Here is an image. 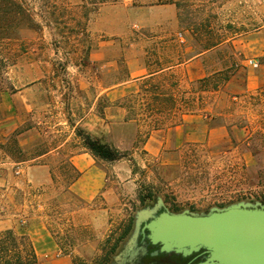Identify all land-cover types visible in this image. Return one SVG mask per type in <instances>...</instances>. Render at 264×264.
Returning <instances> with one entry per match:
<instances>
[{"label": "rangeland", "instance_id": "1", "mask_svg": "<svg viewBox=\"0 0 264 264\" xmlns=\"http://www.w3.org/2000/svg\"><path fill=\"white\" fill-rule=\"evenodd\" d=\"M99 1L29 0L44 18L42 32L0 31V233H13L14 241L3 238L12 257L17 249L29 258L34 239L45 248L48 234L56 248L41 262L122 264L138 213L158 200L194 214L264 205V86L246 88L264 63L248 41L264 28V0H104L101 7ZM200 54L193 77L203 73L205 85L190 80L184 65ZM142 65L149 71L180 65L151 84L187 105L201 96L200 110L185 109L176 126L166 122L154 131L137 117L127 120L118 101L138 90ZM217 82L223 85L213 92ZM68 114L126 157L93 158L74 139ZM58 138L62 152L40 158ZM71 153L99 173L90 199L76 186L67 189ZM92 178L85 174V181Z\"/></svg>", "mask_w": 264, "mask_h": 264}, {"label": "water", "instance_id": "2", "mask_svg": "<svg viewBox=\"0 0 264 264\" xmlns=\"http://www.w3.org/2000/svg\"><path fill=\"white\" fill-rule=\"evenodd\" d=\"M160 205L158 200L152 209L138 213L121 259L138 252V238L147 231V239L159 245L160 252L186 257L202 251L206 258L197 264H264V205L238 203L206 214H157Z\"/></svg>", "mask_w": 264, "mask_h": 264}, {"label": "trees", "instance_id": "3", "mask_svg": "<svg viewBox=\"0 0 264 264\" xmlns=\"http://www.w3.org/2000/svg\"><path fill=\"white\" fill-rule=\"evenodd\" d=\"M115 2L116 0H111ZM106 1L100 0L98 2L99 7L105 4ZM60 16H58L59 18ZM43 21V16L34 12L31 2L29 0H0V31H8L9 29H14L22 37H28L29 35L40 33L43 27L39 24L40 20ZM57 30V28H56ZM192 33L196 35L199 31L197 29H192ZM191 33V32H190ZM200 34V32L198 33ZM197 34V35H198ZM22 40V38H21ZM61 42H57L59 45ZM222 42L217 41L213 44H208L204 46V51L211 50L212 48L220 45ZM59 50V49H57ZM26 55L28 50L24 48L23 50ZM166 68H158L151 71V74L162 71ZM159 74L150 76L148 78L140 79V85L136 92H131L126 96L121 98V102L118 101V106L123 108L127 113V120L129 116L137 117L139 120H143V123L147 125L151 130H158L164 126L166 122L170 123V126H176L182 121V117L185 115L184 110L189 112H195V105L202 103V97L196 96L191 99V103L187 105L184 97H179L176 100L168 98V93L163 92L159 84L152 85L151 83L157 79ZM223 83L227 82V78H223ZM138 81V82H139ZM175 81V85L177 86ZM200 84H207L208 78L198 80ZM223 83H216L213 87V92L217 91ZM178 87V86H177ZM173 95V94H172ZM168 100L171 101L173 107L170 108L168 105ZM196 106V107H197ZM172 109L179 111L174 113L172 116H164V111H171ZM198 111L200 110L198 106ZM176 119V120H175ZM175 120L174 122H172ZM68 126L73 129L74 139L77 140L78 146L90 153V155L98 160L114 162L124 159L126 155L120 150L111 147L110 145L102 142L101 140L92 137L88 132L80 127L75 126L71 115L68 114L66 117ZM59 142V143H58ZM62 140L60 138L54 140L53 143L48 145L43 152L38 154V156L44 155L50 151H57L61 153ZM68 157L67 161V174L66 182H68L67 189L79 178L80 173L75 169L71 163V157L73 153L66 155ZM52 181H55V176H51ZM14 241L13 233L11 231H6L0 233V264H35L37 259L34 253L32 245H30L29 258H25L21 251L16 249L15 256H10L11 250L8 249V244L6 240Z\"/></svg>", "mask_w": 264, "mask_h": 264}, {"label": "crops", "instance_id": "4", "mask_svg": "<svg viewBox=\"0 0 264 264\" xmlns=\"http://www.w3.org/2000/svg\"><path fill=\"white\" fill-rule=\"evenodd\" d=\"M177 27V25H176ZM261 30V29H260ZM176 34V40H177V36L179 34H181L183 36L184 33H181L180 30H177L175 32ZM249 43H252L253 45L256 46V52L258 53V55L260 57H264V28L261 31H258L257 34H254V36H252V38H250ZM202 54L192 57L191 59H189L184 65L186 66L187 70V75L190 78V80H200L203 79L205 76L203 75V73L201 74V76L198 77L194 76L193 77V67L198 66L197 64L200 62ZM177 66L180 65H175L172 67H168L162 71H159L157 73L151 74L148 70V67L146 68L144 65H142L140 67V71H139V77H141V79L144 78H148L150 76L156 75V74H160L164 71L170 70L171 72H174V69L177 68ZM257 67V66H256ZM258 69L253 71L247 79V83H246V88L248 90H256L258 88H261L264 86V63L260 64L258 67ZM130 73V71H129ZM130 76L132 77V74L130 73ZM193 78V79H192ZM131 82V81H130ZM63 145H61L60 147H62ZM54 151H50L44 155H41L40 158L48 155V154H52ZM71 163L72 165L77 169V171L80 173L79 178L71 185V186H76L77 187V193L79 194L80 197L84 198V199H90L92 196H94L98 190V188H100V176L99 173L96 171L95 167H88V169H86L83 165H82V158L79 156H75L73 155L71 157ZM85 174H88L94 178L90 179V181H85ZM46 247L43 248L40 243L34 239V242L32 243L33 245V250L34 253L36 255V259H37V263L35 264H72L71 260L68 258H61L58 259L56 263L53 262H47L46 260H43L41 262V258H43L47 253H49L51 250L56 248V245L53 244L51 237L46 234Z\"/></svg>", "mask_w": 264, "mask_h": 264}, {"label": "flooded vegetation", "instance_id": "5", "mask_svg": "<svg viewBox=\"0 0 264 264\" xmlns=\"http://www.w3.org/2000/svg\"><path fill=\"white\" fill-rule=\"evenodd\" d=\"M159 208L157 214L164 211L178 213L165 208L164 204H161ZM147 235L148 232L144 231V234L139 236L135 248L138 252L132 255V257H126L122 264H197L206 258V255L202 251L186 257L175 253L160 252V246L151 244L147 239Z\"/></svg>", "mask_w": 264, "mask_h": 264}, {"label": "built area", "instance_id": "6", "mask_svg": "<svg viewBox=\"0 0 264 264\" xmlns=\"http://www.w3.org/2000/svg\"><path fill=\"white\" fill-rule=\"evenodd\" d=\"M177 41H178V43H180V44H183L184 43V38H183V36L181 35V34H179L178 36H177ZM251 63V62H250ZM251 64H253V63H251ZM255 67L257 66V64L256 63H254L253 64Z\"/></svg>", "mask_w": 264, "mask_h": 264}]
</instances>
